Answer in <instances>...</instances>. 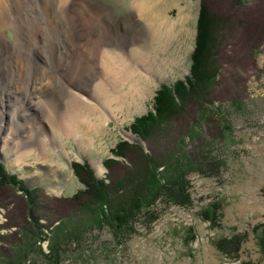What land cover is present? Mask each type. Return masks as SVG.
Masks as SVG:
<instances>
[{
  "label": "rangeland",
  "instance_id": "374dc122",
  "mask_svg": "<svg viewBox=\"0 0 264 264\" xmlns=\"http://www.w3.org/2000/svg\"><path fill=\"white\" fill-rule=\"evenodd\" d=\"M76 1L67 9V14L70 13L75 19L76 24L72 27L76 28L71 30L69 17H65L61 24L65 31L63 39L71 41V44H66L71 53L66 61L58 62L53 71L57 79L62 77L64 85L79 93L83 87L92 90V82L99 79L98 73L92 71L81 56L85 53V49H81L83 46L77 48L80 43L92 45L101 32L100 29L92 30L90 27L97 22L92 14L100 13V5L102 8L109 6L108 9L111 8L117 17L129 19L132 12L129 3L134 0H98L99 3L89 0L93 3L90 9L89 3ZM232 1L205 0L210 12L218 16L217 19L213 18L215 24L209 44L208 64L212 66L216 62L219 68L210 89L217 91L228 84L238 94L237 100L235 102L233 97H221L222 95L210 92L207 97L211 102L207 108L213 110L219 106V116L215 117L212 110L206 113L200 109L188 111L187 107L177 121L172 123L169 131L177 140L184 137L191 148L202 143V139L210 140L211 155L221 161L218 170L211 175L192 173L189 176L192 205H169L149 228L138 221L137 233L124 237L119 243L107 226L82 228L86 222L89 224L86 221L88 213L84 209L70 207L67 199L77 190L85 189V185L78 179L75 164L85 161L97 178L108 182L109 172L103 164L104 159L113 157L110 151L116 143L122 140L136 142L135 135L129 130L130 123L134 118L152 110L160 85H172L189 74L202 0H148L150 8L144 17L142 15L138 18L139 27H136V31L141 36L138 44L144 49L150 47L152 54L161 62V68L149 71L141 63H135L146 79L148 89L134 91L135 99L132 104L131 96L125 98L124 102L121 101V104L114 101L108 107L96 95L89 96L92 97V117L96 115L101 122L97 123V120L92 119V127L81 129L74 136L63 134L62 127L58 124L53 128L48 121L50 113L46 105H37L34 108L37 122L30 124L26 122L28 119L20 118V123H25L26 127L18 132L17 139H9L14 137L12 131L2 134L8 137L5 141L0 139V166L2 165L5 173L15 174L23 185L35 188L41 202L56 208L54 213L49 214L50 218H61L64 221L65 218H70V225L78 228L82 226L80 242L69 240L70 242L65 243V255L60 264H264L255 238L261 230L259 225L264 224V0H245L242 4L244 7L239 8L243 14H254L256 17L258 12L263 13L259 18L254 17L252 25L255 31L250 32V35L256 38L252 36L250 39L242 37L240 29L234 30L229 25L224 30L220 28L216 31L220 21L228 13L232 14V10L228 9L231 8ZM82 7L89 11L88 23L79 15ZM169 20L174 25L171 28ZM149 22L160 26L159 40L153 39L150 29H146ZM249 29L251 27L248 28L251 31ZM5 36L9 38L7 32ZM72 38L76 43L72 42ZM247 43H252L253 47L249 48ZM49 44L45 43L47 47ZM111 47L115 49L116 45L112 44ZM130 48L125 50L127 57L131 56ZM132 61L128 60V65ZM51 63L53 66V62ZM63 84L57 83L43 92L51 102L57 104L58 113L64 111L63 99L68 98ZM130 88L128 82L122 89L128 91ZM225 124L230 126L228 131L224 130ZM12 127L11 125L10 128ZM40 134L43 135L42 138ZM155 139V146H160L162 140L167 138L157 134ZM140 145L146 149L144 141ZM95 163L100 164L98 171ZM123 168L125 170L123 164L119 165L113 174L122 176ZM55 197L61 199L57 201ZM215 200H219L222 206L219 226H214L200 214V210ZM27 201L24 191L18 186H2L0 183V236L5 237L0 238V258L4 254L2 252H15L19 249V246L6 241V238L14 240V233L21 235L24 232L21 225L30 227ZM162 206L161 202L157 205ZM41 212L46 214L44 210ZM39 221L47 223L45 217ZM67 221L69 222L68 219ZM12 223H17L18 226H9ZM257 226V231H252ZM43 230L46 232L47 229ZM238 233L248 235L242 242L240 251L227 254L218 250L216 240ZM39 243L47 253L48 241ZM32 261L35 264H50L39 249L30 253L23 264Z\"/></svg>",
  "mask_w": 264,
  "mask_h": 264
},
{
  "label": "trees",
  "instance_id": "16d2710c",
  "mask_svg": "<svg viewBox=\"0 0 264 264\" xmlns=\"http://www.w3.org/2000/svg\"><path fill=\"white\" fill-rule=\"evenodd\" d=\"M243 1L245 0L232 1L231 8H228L232 10V14L228 13L220 21L218 27L215 26L216 31L220 28L224 30L229 25L228 27L232 26L234 30L240 29L244 38L250 39L253 36L250 35V32L255 31L252 25L254 17L259 18L263 13L262 11L258 12V17L253 16L254 14H243V11L239 9L243 6ZM214 17L218 18L216 14L210 12L205 0H202L196 23L189 74L172 85H160L154 97L152 110L134 118V121L130 123L131 131L145 142L146 149L137 141L131 143L122 140L116 143L110 151L113 157L103 161L109 172L108 182L97 178L85 161L82 164H75L78 179L85 185V189L77 190L67 200L70 207L84 209L88 213L86 221L89 224L86 222L83 224L84 227L81 226L82 228L85 226H88L89 229L107 226L113 238L120 243L124 237L137 233L136 224L138 221L149 228L150 224L157 220L169 205L174 204L181 207L192 205L189 178L192 173L211 175L212 172L218 170L221 161L211 155L210 140L202 139V143L198 146L193 145L191 148L184 137L177 140L169 132L172 129V123L177 121L185 108L188 107V111L200 109L205 113L212 110L207 108L208 103L211 102L209 96L207 97L210 92L222 95L221 97H233L235 102L237 100L238 94H235L232 91L233 88L228 84L217 91L210 89L219 69L218 63L214 61L212 66L208 64L209 44L215 24ZM250 27L251 31H248ZM259 35H257L258 38ZM253 38L256 37L253 36ZM253 38L251 40L255 41ZM251 46L252 43L248 47L252 48L253 46ZM220 111V107L216 106L211 112L217 117ZM229 128L228 124L224 125L225 131H228ZM157 134L167 138L162 140L160 146H155ZM122 164L125 166L123 175L113 174L115 168ZM0 183L2 186L13 184L24 191L28 198L27 212L31 218L30 227L26 228L21 225L24 231L21 235L14 233L16 236L14 240L6 238V241L19 246V249L15 252H2L4 254L0 258V264L26 263L29 254L36 252L37 249L50 264H60L65 255V243L70 242L69 240L79 243L82 228L70 225V218H67L69 222L66 218V221L61 218V220L50 218L49 214L54 213L53 210L57 209L41 202L35 188L23 185L17 180L15 174L5 173L2 165L0 166ZM59 199L61 198L55 197V200L59 201ZM159 202L163 204L162 207H157ZM221 207L220 201L215 200L200 210L201 217L214 226H219ZM42 210L47 215L42 214ZM42 217L47 219L46 224L40 223L39 220ZM9 226H18V224L12 223ZM259 226L261 230L255 238L264 258V224ZM43 228L47 229L46 232ZM258 228L257 226L252 231H257ZM247 236V233L233 234L230 237L226 236L216 240L215 245L218 250L227 254L237 253ZM0 238L4 239L5 237L0 236ZM45 239L48 240L49 251L47 253L41 249L39 243ZM30 264H35V262L32 261Z\"/></svg>",
  "mask_w": 264,
  "mask_h": 264
},
{
  "label": "bare ground",
  "instance_id": "6f19581e",
  "mask_svg": "<svg viewBox=\"0 0 264 264\" xmlns=\"http://www.w3.org/2000/svg\"><path fill=\"white\" fill-rule=\"evenodd\" d=\"M75 1L0 0V139L2 141L8 140L7 135L2 136L8 131H12L14 135L9 139H17L18 132L26 127L25 123H20V118L28 119L26 122L30 124L37 122L38 117L34 115L36 111L34 108L37 105H46L50 113L48 121L52 127L54 126L53 128L58 124L62 127L63 134L74 136L81 129L92 127V119L97 120V123L100 121L96 115L92 117V97L89 96L96 95L107 107L114 101L121 104V101L131 96L130 104H132L135 99L134 91L148 89L145 84L146 79L135 65L141 63L140 65L149 71H157L161 68V62L155 54H152L150 47L144 49L138 44V38L141 37L138 30L136 31V27H139L140 19L138 18L142 15L144 17L150 8V2L148 3V0L131 1L129 8L132 12L129 19L117 17L111 8L108 9L109 6L102 8L100 5V13L92 14L97 22L90 26L92 30L100 29L98 38L92 37V40L94 39L92 45L80 43L77 46V48L83 46L81 49H85V53L81 56L88 63L89 68L98 73L99 79L92 82V90L83 87L78 91L79 93L73 92L64 85L61 81L62 77L57 79L53 70L58 66L56 65L58 62L66 61L71 53L69 46L66 45L71 44V41L67 42L63 39L65 31L61 28V24L65 17H69L71 30L76 28L72 27L75 23L74 17L69 15L70 13L67 14L68 7H71ZM90 1L99 3L98 0ZM90 1L82 2L89 3L90 9L93 6ZM88 12L87 9L85 11V7L79 10V15L87 21L86 23L90 21ZM149 23L146 29H150L153 39L159 40L160 26L153 22ZM169 25L171 28L173 22L170 21ZM6 32L7 36L10 34L9 38L5 36ZM46 42L50 43L49 47L45 45ZM72 42L76 43V40L72 38ZM112 44L116 45L115 49L111 47ZM128 47H131L129 57L125 55ZM128 60L133 62L132 66L128 65ZM128 82L131 88L123 91V86ZM57 83L63 84L68 96L67 99H63L64 111L60 113H58L57 104L54 101L51 102L45 96L46 93H43L48 87H54ZM30 115L34 116L31 118ZM42 134L39 135L41 138ZM94 166L97 171L100 169L99 163H95Z\"/></svg>",
  "mask_w": 264,
  "mask_h": 264
},
{
  "label": "water",
  "instance_id": "95a60500",
  "mask_svg": "<svg viewBox=\"0 0 264 264\" xmlns=\"http://www.w3.org/2000/svg\"><path fill=\"white\" fill-rule=\"evenodd\" d=\"M10 35V34H9ZM129 130H130V128H129ZM131 131V130H130ZM132 133V132H131ZM133 134V133H132ZM135 139H136V141L137 142H139L140 144H143V140L140 138V137H138V136H136L135 135Z\"/></svg>",
  "mask_w": 264,
  "mask_h": 264
},
{
  "label": "built area",
  "instance_id": "2783aa9c",
  "mask_svg": "<svg viewBox=\"0 0 264 264\" xmlns=\"http://www.w3.org/2000/svg\"><path fill=\"white\" fill-rule=\"evenodd\" d=\"M43 241H44V240H43ZM45 241H48V240L45 239Z\"/></svg>",
  "mask_w": 264,
  "mask_h": 264
}]
</instances>
